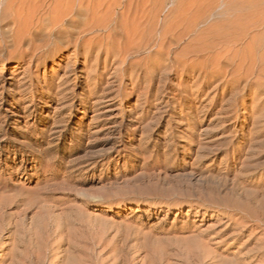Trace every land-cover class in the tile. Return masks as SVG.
Listing matches in <instances>:
<instances>
[{"label":"rangeland","instance_id":"374dc122","mask_svg":"<svg viewBox=\"0 0 264 264\" xmlns=\"http://www.w3.org/2000/svg\"><path fill=\"white\" fill-rule=\"evenodd\" d=\"M68 1L79 0H0L6 212L32 232L78 235L80 246L94 245L98 264H112L119 248L137 264L147 254L160 264H187L197 254L195 242L212 260L247 255L261 233L240 234L230 211L208 198L237 183L264 194V94L230 75L204 86L203 75L175 69L165 57L156 65L143 61L150 66L138 84L120 79L116 64L102 74L104 55L96 64L83 49L45 36L48 18ZM162 2L161 17L182 0ZM37 22L47 27L36 30ZM150 43L134 58L152 52ZM30 56L38 62L29 63ZM249 150L254 154L246 161ZM240 161L262 169L247 177Z\"/></svg>","mask_w":264,"mask_h":264},{"label":"bare ground","instance_id":"6f19581e","mask_svg":"<svg viewBox=\"0 0 264 264\" xmlns=\"http://www.w3.org/2000/svg\"><path fill=\"white\" fill-rule=\"evenodd\" d=\"M162 1H68L64 7H56L54 15L48 18L50 28L45 36L64 39L66 45L72 44L75 49H83L85 60L94 56L96 64L104 55L102 74L116 64V75L120 79L126 77L134 84L141 81L140 73L148 72L150 65L146 63L156 65L165 57L175 69L181 66L192 74L198 72L197 76L203 75L204 86H208L214 78L221 77L226 82V77L230 75L233 82H244V87L253 88L254 95L264 94V0H182L174 3L168 13L161 17ZM116 9H119L117 13ZM46 27L39 22L35 26L36 30ZM260 27L263 29L260 33H251ZM35 34L34 31L30 35V40L35 39ZM184 39L187 40L186 44L176 51L179 42ZM153 40L155 48L150 49L152 52L146 53L144 58H134L135 53L150 47ZM242 40L244 44L236 48L238 43H243ZM50 55L52 58L55 56L54 52ZM143 61H146L144 67ZM30 62L36 64L38 61L30 56ZM6 144L13 145L9 142ZM253 154L250 150L246 151L244 160L252 158ZM241 162V171L247 177H251L256 169H262L259 164L251 166ZM236 185L224 196H210L208 203L213 207L228 209L239 226L240 234L248 231L253 237L259 233L262 237L256 238L248 248L247 255L218 260H212L214 256L210 255L203 243L195 242L193 245L197 254L194 260L185 258L187 264L264 262V194L258 196L256 192L244 191V187ZM7 206L8 202L0 198L2 264H98L94 245L91 248H84L82 244L83 247L80 246V242H75L79 239L78 235L71 236L70 232L63 234L62 228L32 232L26 228L23 219H14L6 212ZM249 243L244 244L246 246ZM64 244L67 246L61 248ZM119 249H115L112 264H137ZM147 255L141 257L140 264H160L154 257L148 259Z\"/></svg>","mask_w":264,"mask_h":264}]
</instances>
